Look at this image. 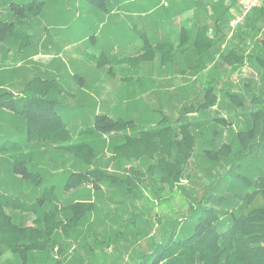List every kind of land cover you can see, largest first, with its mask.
Instances as JSON below:
<instances>
[{
  "label": "rangeland",
  "instance_id": "rangeland-1",
  "mask_svg": "<svg viewBox=\"0 0 264 264\" xmlns=\"http://www.w3.org/2000/svg\"><path fill=\"white\" fill-rule=\"evenodd\" d=\"M33 1L0 0V22H12L11 2ZM39 1L45 3L42 13L15 26L31 36L19 35L1 45L0 91L20 96L39 89L44 98L57 102L55 110L73 138L105 116L128 123L129 139L123 133L86 135L96 155L88 166L49 142L26 144L25 124L0 115V141L4 136L22 140L33 152L29 171L43 179L37 186L16 175L5 158L0 160V192L16 195L30 209L7 211L18 226L35 227L44 212L57 207L93 204L69 236L57 234V246L49 255L34 254L26 264H139L167 239L173 224L190 217L192 206L217 186L231 185L223 178L233 165L225 160L215 164L204 151L231 145L232 153L237 152L251 99L264 97L263 69L246 62L233 70L225 61L232 50L264 58L261 7L234 28L232 13L245 0ZM210 86L216 104L204 109ZM163 121L178 135L181 125L190 123L198 137L173 191L160 182L161 174L153 177L148 168L161 165L176 172L175 155H153L146 139H140ZM116 147H124L130 157L115 158ZM96 167L128 181L136 192L117 191L107 183L99 191L85 185L64 192L73 172ZM53 186L54 201L38 204ZM67 215L62 211L59 216ZM0 264L23 263L4 250Z\"/></svg>",
  "mask_w": 264,
  "mask_h": 264
},
{
  "label": "trees",
  "instance_id": "trees-1",
  "mask_svg": "<svg viewBox=\"0 0 264 264\" xmlns=\"http://www.w3.org/2000/svg\"><path fill=\"white\" fill-rule=\"evenodd\" d=\"M44 6L45 3L39 0L24 5L11 2L13 20L0 22V48L2 43L15 41L19 35L30 37L28 32L21 28L16 29L15 26L25 24L32 15H40ZM260 11L264 16V6ZM200 38L199 34L198 40ZM225 61L233 70L241 69L246 62L255 63L264 70V58L258 55L244 56L232 50ZM232 101L242 107L237 96H233ZM215 104L216 97L210 86L206 90L202 108L209 109ZM251 104L249 122L238 133L240 149L232 153L231 145H228L217 150L204 151L206 157L215 164L225 160L233 165L223 178L224 181L230 180L231 185L227 188L223 185L217 186L216 192L207 194L200 203L192 206L190 217L173 224L167 239L157 243L154 250L139 264H264V97H252ZM56 105L57 102L44 98L39 89L20 96L0 91V115L9 122L19 121L25 124V142L28 145L36 141L49 142L72 154L80 163L92 166L96 155L92 146L85 141L86 135L123 133L129 139L128 123L114 121L105 116H98L91 129L83 130L77 138H73L56 112ZM197 138L192 133L190 123L181 125L179 135L172 125L164 121L158 128L144 133L140 139H146L153 155L159 153L166 158L175 155L177 162L172 167L176 172L161 165L158 168H148L151 176L161 174L160 182L166 184L171 191L175 190L181 175L182 162L192 156ZM3 139L4 141H0V160L5 158L12 164L16 175L40 186L43 182L41 175L28 169L34 160L33 152L23 145L22 140L5 136ZM123 148H115V158L130 157ZM162 160L164 163V159ZM104 183L115 187L117 191L125 188L127 194L136 192L128 181L117 179L97 167L73 172L64 186V192L85 185L99 191ZM54 189V186L46 189V194L38 199V204L54 201ZM258 201L261 204L256 205ZM10 209L30 211L29 206L16 195L0 192V255L7 250L26 264L34 254L49 255L57 246V234L69 236L93 210V204L79 202L65 209L57 207L55 211L44 212L35 227L18 226L7 213ZM62 211H67L70 215L63 219L59 216ZM180 225L181 231L178 230Z\"/></svg>",
  "mask_w": 264,
  "mask_h": 264
},
{
  "label": "built area",
  "instance_id": "built-area-1",
  "mask_svg": "<svg viewBox=\"0 0 264 264\" xmlns=\"http://www.w3.org/2000/svg\"><path fill=\"white\" fill-rule=\"evenodd\" d=\"M263 1L264 0H245L240 8V11L231 21V26L235 28L241 25L250 13L260 7Z\"/></svg>",
  "mask_w": 264,
  "mask_h": 264
},
{
  "label": "crops",
  "instance_id": "crops-1",
  "mask_svg": "<svg viewBox=\"0 0 264 264\" xmlns=\"http://www.w3.org/2000/svg\"><path fill=\"white\" fill-rule=\"evenodd\" d=\"M216 1H220V0H216ZM263 3H264V1H263ZM263 3H262V4H263ZM226 4H228V3L226 2ZM262 4L260 5V7L264 6V4H263V5H262ZM227 7H228V5H227ZM260 7H259V8H260ZM240 8H241V7H240ZM240 8H239V10L234 11V12H233L232 9L229 10V12H233V13H232V17H233V18H234L235 15L240 11ZM232 20H233V19H232ZM232 20H231V21H232ZM231 21H230V24H231ZM26 227H27V226H26Z\"/></svg>",
  "mask_w": 264,
  "mask_h": 264
}]
</instances>
